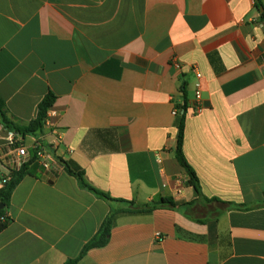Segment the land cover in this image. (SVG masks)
<instances>
[{"label":"crops","instance_id":"0c3cea01","mask_svg":"<svg viewBox=\"0 0 264 264\" xmlns=\"http://www.w3.org/2000/svg\"><path fill=\"white\" fill-rule=\"evenodd\" d=\"M261 2L263 11L254 0H0L8 117L28 125L52 93L58 115L38 137L21 135L31 155L36 141L48 148L54 130L62 135L53 168L31 165L13 192L0 264H64L99 231L109 205L63 163L114 199L194 201L176 158L173 98L188 107L183 152L203 194L251 209L207 225L165 209L123 216L109 244L79 264H264ZM194 70L202 74L200 114ZM8 132L0 121V177Z\"/></svg>","mask_w":264,"mask_h":264},{"label":"trees","instance_id":"16d2710c","mask_svg":"<svg viewBox=\"0 0 264 264\" xmlns=\"http://www.w3.org/2000/svg\"><path fill=\"white\" fill-rule=\"evenodd\" d=\"M254 1L255 6L258 9L263 8L261 0ZM262 18L264 20V12ZM55 100L56 97L52 93H49L39 104L36 118L28 125L21 127L9 119L6 103L0 96V121L3 127L7 130H12L24 136L38 137L43 131L48 110L54 106ZM186 111L187 105L185 103L181 107V112L178 116V147L176 158L179 165L185 170L189 177V185L195 190L197 198L194 201L177 202L172 197H163L149 204L137 205L134 201L114 199L86 184L83 170L67 163H63L66 173L74 177L82 189L91 192L97 198L105 201L110 208L109 214L101 224L99 231L84 246L80 255L75 259H68L64 264H79L90 250L106 247L110 242L113 228L116 226L117 221L123 216L146 215L151 214L156 210L165 209L179 212L198 224L207 225L208 223L217 221L218 218L227 211H247L251 209V207L222 201L218 198H208L203 194L196 172L188 163L183 152ZM32 155L30 162L25 164L19 171L14 172L11 181L0 190V205L3 206V209L0 211V234L5 231L12 222L9 210L11 207V197L13 192L24 177L30 174V166L36 163L35 153L33 152ZM262 206L263 204H258L255 208Z\"/></svg>","mask_w":264,"mask_h":264},{"label":"built area","instance_id":"2783aa9c","mask_svg":"<svg viewBox=\"0 0 264 264\" xmlns=\"http://www.w3.org/2000/svg\"><path fill=\"white\" fill-rule=\"evenodd\" d=\"M264 64V54L261 57ZM178 69H181L179 63H175ZM196 75L195 90H194V108L197 114L203 112V85H202V74L201 72L194 70ZM173 104V116L178 117L181 112V107L183 104H180L176 101V98L172 99ZM188 108V107H187ZM58 113L54 109H49L45 124L47 125L50 118L56 117ZM53 140L50 147H43L39 141H36L33 145V152L35 153L36 160L44 170H51L53 168V150L59 149L62 146V135L59 130L53 131ZM24 137L20 133H16L12 130L8 132V139L10 141V151L3 156V164L6 170V173L0 177V190L8 184L14 172L19 171L25 164L29 163L32 156L29 152V148L24 145ZM157 241H163L164 237L162 234H157Z\"/></svg>","mask_w":264,"mask_h":264},{"label":"water","instance_id":"95a60500","mask_svg":"<svg viewBox=\"0 0 264 264\" xmlns=\"http://www.w3.org/2000/svg\"><path fill=\"white\" fill-rule=\"evenodd\" d=\"M261 11H263V9H261ZM3 209V206L2 205H0V211Z\"/></svg>","mask_w":264,"mask_h":264}]
</instances>
